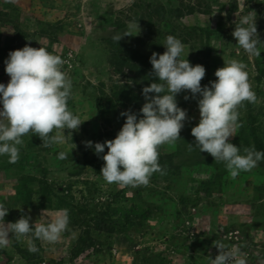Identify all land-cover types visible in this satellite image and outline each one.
I'll return each mask as SVG.
<instances>
[{"label": "rangeland", "instance_id": "1", "mask_svg": "<svg viewBox=\"0 0 264 264\" xmlns=\"http://www.w3.org/2000/svg\"><path fill=\"white\" fill-rule=\"evenodd\" d=\"M245 14L255 19L264 43V0H0V83L9 80L4 61L10 51L45 47L65 61L73 85L68 108L82 122L64 144L46 148L29 133L15 163L0 157L6 224L27 216L31 226L60 209L69 212L62 238L54 245L35 241V253L10 233L0 264H209L217 239L239 245L247 264H264V160L233 179L209 154L189 150L198 95L176 96L190 119L180 140L160 146L165 174L154 173L147 186L106 183L103 160L85 146L114 139L122 112L140 115L142 89L153 82L149 57L163 54L165 37L173 35L190 65L205 68L202 87L224 61L246 65L256 101L238 109L242 127L230 142L264 151V44L259 56H250L231 35ZM131 20L138 34L127 32ZM118 33L129 36L115 42ZM60 151L66 159L57 158Z\"/></svg>", "mask_w": 264, "mask_h": 264}, {"label": "clouds", "instance_id": "2", "mask_svg": "<svg viewBox=\"0 0 264 264\" xmlns=\"http://www.w3.org/2000/svg\"><path fill=\"white\" fill-rule=\"evenodd\" d=\"M139 28L136 20L128 22L127 32ZM231 35L246 54L259 56L255 19L243 15ZM128 34H116L115 42ZM163 54L155 52L149 57L153 82L142 89L144 103L140 115L125 111L124 123L112 140L103 143L85 142L103 160L100 175L108 184L119 188L147 186L154 173L164 175L158 162L162 145H173L180 140V131L185 126L187 110L178 107L176 96L182 91L199 96L198 123L191 127L194 145L189 150L209 154L214 161L223 164L231 178L241 172L254 169L264 160V151L254 145L240 147L230 142L234 133L242 127L239 108L244 102L254 103L256 95L248 80L246 65L238 60L224 61V66L214 72L216 79L201 86L205 75L202 65H190L184 55L185 45L173 35L164 40ZM183 56V58H182ZM65 61L60 55L45 47L25 45L10 51L4 61V71L9 77L7 84L0 83V157L9 163L20 158L24 137L29 133L39 137L44 147L64 144L72 131L78 130L80 118L68 108L72 96V81L63 70ZM151 94V95H149ZM185 100L189 99L187 95ZM68 130V134H65ZM105 148L107 152L105 153ZM101 153H105L102 156ZM68 153L60 151L57 158L64 160ZM20 208V207H19ZM18 208V209H19ZM9 208L0 201V248L9 245L10 238L27 243L29 252L39 249L35 241L54 245L69 227L68 209H60L51 220L34 222L31 226L27 216L15 222L5 223ZM218 254L207 258L209 264H247V254L239 245H228L222 239L213 241Z\"/></svg>", "mask_w": 264, "mask_h": 264}]
</instances>
